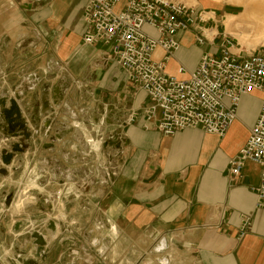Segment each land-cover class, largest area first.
<instances>
[{
  "label": "crops",
  "instance_id": "obj_1",
  "mask_svg": "<svg viewBox=\"0 0 264 264\" xmlns=\"http://www.w3.org/2000/svg\"><path fill=\"white\" fill-rule=\"evenodd\" d=\"M87 3L0 0V98L22 90L18 104L30 135L10 167L0 161L7 171L0 175V264H264V209L255 208L251 190L261 168L246 163L235 180L229 173L254 124L241 119L240 109L224 138L198 129L167 138L147 129L144 94L128 85L108 47L82 42ZM178 38L171 75L179 66L194 71L203 56L192 58L186 48L192 32ZM43 81L49 110L41 102ZM20 140L0 134V153ZM45 202L53 210L34 216ZM49 220L55 233L46 228ZM34 231L46 239L43 263Z\"/></svg>",
  "mask_w": 264,
  "mask_h": 264
},
{
  "label": "built area",
  "instance_id": "obj_2",
  "mask_svg": "<svg viewBox=\"0 0 264 264\" xmlns=\"http://www.w3.org/2000/svg\"><path fill=\"white\" fill-rule=\"evenodd\" d=\"M204 14L172 0H88L84 10L88 30L83 44L110 49L128 85L148 102L146 128L154 127L167 138L190 129L224 138L239 120L243 97L264 94V51L239 50L233 37L210 26L213 20ZM213 30L210 40L207 33ZM189 32L194 44L218 51L203 54L194 71L179 66L177 75L168 74V64L181 49L178 37ZM137 113L132 110L130 123ZM246 163L261 168L259 184L251 190L255 208L264 209V98L247 141L229 161L232 180L241 178ZM250 226L249 218L243 220L240 238Z\"/></svg>",
  "mask_w": 264,
  "mask_h": 264
},
{
  "label": "water",
  "instance_id": "obj_3",
  "mask_svg": "<svg viewBox=\"0 0 264 264\" xmlns=\"http://www.w3.org/2000/svg\"><path fill=\"white\" fill-rule=\"evenodd\" d=\"M44 89V97H42L41 102L43 105L44 110L50 109V102L47 99L49 96V86H43ZM22 90L15 91L13 94V98L8 100L5 98H0V134L6 139L10 138H20L21 140L19 142H16L14 144L10 145V152L2 151L0 153V161L3 166L10 167L12 164V161L16 155L23 154L26 150L25 144L23 142L21 143L22 139H25L28 141L30 138V135L26 128V123L23 121V115L22 111L20 109V106L18 104L19 101H21V95L20 93ZM53 103L55 105H59L60 101L62 100V94H61V87H56L55 90H53ZM7 104L9 106L7 107ZM44 130H45V136L49 137L51 133V126L52 121L47 120L43 124ZM116 137V136H115ZM113 144V142H111ZM119 149L118 144L116 145ZM7 171L0 169V175H6ZM36 199L39 200V202H43V196H36ZM36 207V213L34 212V216H41L44 213H50L53 208L50 206L48 202H45V205H43L42 209H40L37 205ZM21 224L16 225V232L19 231ZM46 228L48 231L55 233L56 232V223L54 221L49 220L47 222ZM62 232L65 233L64 227L61 228ZM30 238L34 241L35 246V255L36 258L41 260V262H45L46 256L44 253V249L47 246L46 239L43 236L42 233L39 231H34L30 235ZM30 264H38L36 262H31Z\"/></svg>",
  "mask_w": 264,
  "mask_h": 264
},
{
  "label": "bare ground",
  "instance_id": "obj_4",
  "mask_svg": "<svg viewBox=\"0 0 264 264\" xmlns=\"http://www.w3.org/2000/svg\"><path fill=\"white\" fill-rule=\"evenodd\" d=\"M185 4L190 8L199 6L197 0H187ZM224 4L234 5L241 10L238 14H227L223 18L226 33L232 35L249 50L264 46V0H204L202 6L207 8ZM214 15L213 12H207L204 17L214 20ZM212 33L213 31L207 33L210 40Z\"/></svg>",
  "mask_w": 264,
  "mask_h": 264
},
{
  "label": "rangeland",
  "instance_id": "obj_5",
  "mask_svg": "<svg viewBox=\"0 0 264 264\" xmlns=\"http://www.w3.org/2000/svg\"><path fill=\"white\" fill-rule=\"evenodd\" d=\"M172 1L181 2V3L185 4L187 0H172ZM203 1L204 0H197V2L199 3L198 8L203 10L206 13L207 12H213L215 14L214 20L212 19L213 24L211 23L210 26L213 25L214 27H217L218 31L221 34L230 35V34L226 33L225 27L223 25V18L227 14H238V13H240L241 12L240 8H238L234 5H228V4L227 5L224 4L223 6L212 5L211 7L203 8V6H202ZM215 31L216 30H213V32H215ZM230 36H232V35H230ZM233 39L235 40V43L237 44V46H238L237 48L239 50L243 49L244 51H247V52H252V51L263 52L264 51V46H259L253 50L252 49L249 50L246 46H242L237 39H235L234 37H233ZM7 45H8V43H4V47H7ZM186 48H187V50H191L190 53H191L192 58H194V57L197 58L199 56V54H205V53H209L211 56H215V54L218 51L217 47H212L208 44L205 46L196 45V44H194V42L191 43V40L188 41ZM4 49H6V48H4ZM158 55H159V51H157V53L155 54V57H157ZM168 66H169V64H168ZM52 79H53V75L52 74L48 75V77L46 79L48 81L47 84L51 83V81H53ZM180 79H183V78L180 77ZM47 84H45V82L43 81V84L40 85V87L49 86ZM263 98H264L263 93H254V94H251L249 96L243 97L241 108H240L241 109L240 117L245 123H247V124L252 123L254 125L256 124L257 119H258L259 114H260V109H261ZM242 111L245 114L243 116H242Z\"/></svg>",
  "mask_w": 264,
  "mask_h": 264
}]
</instances>
